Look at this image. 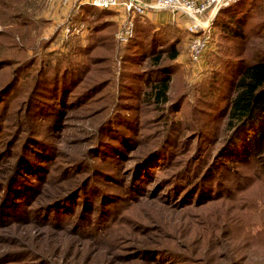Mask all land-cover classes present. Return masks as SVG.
Listing matches in <instances>:
<instances>
[{
  "label": "rangeland",
  "instance_id": "obj_1",
  "mask_svg": "<svg viewBox=\"0 0 264 264\" xmlns=\"http://www.w3.org/2000/svg\"><path fill=\"white\" fill-rule=\"evenodd\" d=\"M91 9L79 16L81 8L55 0H0V184L26 124L46 152L43 160H31L39 172L27 176L33 185L27 202L13 200L0 220V264H264V159L214 168L227 136L220 60L235 49L248 54L264 46V0H249L242 10L249 16L243 41L230 42L215 14L213 44L199 67L187 59L186 16L158 22L148 13L137 19L132 45L116 40L114 12ZM76 15L79 21L66 32ZM104 21L109 24L98 27ZM171 43L179 51L172 61ZM157 46L159 61L148 52ZM48 64L79 69L68 104L56 101V109H47L51 115L27 105L37 70ZM167 64L175 67L169 98L156 108L146 97V77ZM114 108L123 120L107 141L121 151L99 153L97 133ZM169 133L168 160L136 174L138 156ZM210 169L209 191L185 190ZM79 189L94 190L85 194L88 204L75 196L63 207ZM3 191L0 186V201Z\"/></svg>",
  "mask_w": 264,
  "mask_h": 264
},
{
  "label": "trees",
  "instance_id": "obj_2",
  "mask_svg": "<svg viewBox=\"0 0 264 264\" xmlns=\"http://www.w3.org/2000/svg\"><path fill=\"white\" fill-rule=\"evenodd\" d=\"M248 5L249 0H240L238 2H232L218 11L216 26L224 32L226 38L230 42H238L245 39L246 35L243 31V27L246 25L249 16L243 15L241 12L245 7H248ZM80 8L81 11L77 14L79 16H88L92 10L89 5H82ZM100 13H104V16L109 14L108 12ZM77 15L73 18V21L71 19L69 21V24L72 26L73 23L79 21ZM98 18H100V16H98ZM108 24L109 23L104 21L98 25V27H104V25ZM139 24V22H136L134 35L128 41V44L131 42L132 45L134 44L136 35L139 33V29L137 28L140 26ZM95 30L98 31L99 29ZM157 37L158 34L152 35L153 39H156ZM157 45L159 44L157 43ZM230 46L231 45H228V47ZM158 47L159 46L154 49L152 47L148 52L154 54L156 60L159 61L162 51H157L156 48ZM253 48L254 47H250L252 53L248 52V54L247 51L243 52V50L235 49L232 55H223L222 60H220L221 68L218 72L223 74V77L220 79L224 80L227 84V87H225V91L223 92H226V89L228 92L226 93V101L224 100L227 102L225 103L226 106L224 105L222 109V112L223 110L226 111L227 116L224 125L227 136L226 139H224L225 141L223 145L219 148L218 157L220 159L214 165V168H219L218 165L226 164V162L245 163L251 158L264 159V46L257 50H253ZM167 51L169 54L168 59L170 61L176 59L179 54L175 43H171ZM137 53L138 51L136 50V54ZM162 65H158L155 69L149 71L150 73L146 77L147 84L150 87L146 92V97L153 100L152 104H156V108H161L159 106H163L165 101L169 98L168 92L170 89L171 75L174 73L175 69L172 64H167L165 66ZM14 69L20 68L19 66H15ZM78 75V68H61L51 64H48L43 69L40 67L36 72L35 83L27 99L28 110L51 115L54 111H49L47 109L55 108L54 105L56 101L59 106H66L68 104L67 90L72 88L77 82ZM92 90L93 88H88L86 94L92 92ZM180 106L181 105L178 101L174 102L175 110ZM120 115L121 112L119 109L114 108L108 119L99 127L97 133V152L102 153L106 149L111 150V148L115 149V151H121L119 145L107 141L108 137L113 138L118 133L117 126L114 124L122 122V115ZM53 118L55 119L56 116ZM124 121V124H129L126 120ZM130 122L133 123V120H130ZM175 123L178 124L177 122ZM26 125L27 135L23 137L19 145L16 146V152L19 150L16 160L13 161L11 169L7 173L4 182L0 184L1 189L4 190V194L0 201L1 221H3L2 218L7 217L6 212L13 208V200H23L24 202H27L28 197L33 191V185H28L29 179L27 176L38 175L39 172V169L32 164L31 160H38L39 162L43 160L46 155V152L40 151L38 149L39 146H37L40 145L39 140L41 138L33 133L28 124ZM28 130H31V136ZM26 139L27 145L24 148L23 141ZM172 140L171 133L166 134L164 142L154 145L149 149L148 153L138 156L136 174L142 173L143 170L154 166L160 159L167 161V155H170L168 146L174 142L171 143ZM19 154L20 156L18 157ZM223 161L225 162L223 163ZM144 174L147 173L144 172ZM212 176L211 169L205 176H196L195 181L191 185H188L185 190L188 191V193L195 190V192H198L199 194H202V192L207 190L209 191V188L205 183H207V180ZM89 191L94 192L93 189H79L76 192H71L70 199L63 204V207L69 209V204H71L69 201L75 200V196L82 197L83 202L85 194ZM60 199L61 197L54 199L49 207L55 206L57 200ZM85 201L83 203L88 204V201ZM57 214H62L61 210H59ZM105 215V213L101 212L99 222L102 221V218Z\"/></svg>",
  "mask_w": 264,
  "mask_h": 264
},
{
  "label": "built area",
  "instance_id": "obj_3",
  "mask_svg": "<svg viewBox=\"0 0 264 264\" xmlns=\"http://www.w3.org/2000/svg\"><path fill=\"white\" fill-rule=\"evenodd\" d=\"M61 5H73L76 9L82 5L108 10L115 13L119 23L115 33L120 44H126L134 35L137 19L148 13L167 11L174 21L178 16H186L188 25L187 59L194 67H199L204 55L213 44L212 21L223 7L238 0H55ZM178 15V16H177ZM72 25H66L70 32Z\"/></svg>",
  "mask_w": 264,
  "mask_h": 264
},
{
  "label": "crops",
  "instance_id": "obj_4",
  "mask_svg": "<svg viewBox=\"0 0 264 264\" xmlns=\"http://www.w3.org/2000/svg\"><path fill=\"white\" fill-rule=\"evenodd\" d=\"M150 18L154 19L155 21L161 22L162 20H170L173 19V16L168 13L167 11H161V12H154V13H149ZM178 21V18H177Z\"/></svg>",
  "mask_w": 264,
  "mask_h": 264
}]
</instances>
